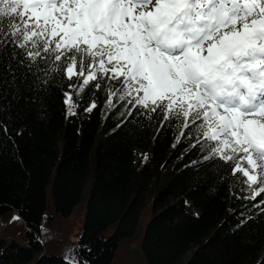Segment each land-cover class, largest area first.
<instances>
[{"label":"trees","instance_id":"obj_1","mask_svg":"<svg viewBox=\"0 0 264 264\" xmlns=\"http://www.w3.org/2000/svg\"><path fill=\"white\" fill-rule=\"evenodd\" d=\"M26 74L11 60L9 46L0 63V122L8 128L6 134L0 129V219H19L0 229V264H68L69 249L81 262L110 264L148 202L151 214L140 239L146 264H264V193L239 182L228 163L205 161L207 151L181 135L187 129L129 116L123 102L104 91L77 96L55 74L36 88ZM68 91L77 106L65 104ZM93 101L98 106L85 111ZM165 166L171 170L148 200ZM89 175L80 231L65 253H54L51 248L65 239L58 229L62 217L79 201ZM9 222L19 223L21 232Z\"/></svg>","mask_w":264,"mask_h":264},{"label":"snow or ice","instance_id":"obj_2","mask_svg":"<svg viewBox=\"0 0 264 264\" xmlns=\"http://www.w3.org/2000/svg\"><path fill=\"white\" fill-rule=\"evenodd\" d=\"M9 46L36 88L55 74L77 96L104 91L129 116L176 122L205 161L264 193V0H0V63ZM74 253L68 264H87Z\"/></svg>","mask_w":264,"mask_h":264},{"label":"rangeland","instance_id":"obj_3","mask_svg":"<svg viewBox=\"0 0 264 264\" xmlns=\"http://www.w3.org/2000/svg\"><path fill=\"white\" fill-rule=\"evenodd\" d=\"M137 153H142L143 149L141 148H136ZM88 164H89V170L91 173V170L93 168V151L90 149L89 156H88ZM171 169L169 166H165L162 168V170L159 172L157 175L156 179L152 181V188L148 190V200L151 199L153 196L155 190L161 186L164 182L165 179L167 178L166 173L169 172ZM89 180H90V175L86 179L82 192H81V197L79 201L75 204L73 210L71 213L68 215V217H62L64 218L62 221V228L60 229L58 225L56 224L55 226L58 227L60 231H62L63 236L65 239L59 244L51 248V251L54 253H65L70 245L71 242H73L79 231H80V226L82 222V217H83V211L85 207V200L87 196V191H88V186H89ZM51 203L50 200V195L49 191L47 188L46 192V204L49 206ZM151 214V203L148 202L146 207L144 208L142 214L139 216L138 222L136 224L135 231L132 236L130 237H124L122 238L116 248V251L114 252V255L110 261V264H146L145 259L142 255L141 247H140V239L142 236L143 228L145 225L146 219L149 217ZM9 214L4 215L0 219V229L4 222L7 220H12L11 218H8ZM9 226L11 227V230L13 232L19 234L21 232V225L17 222H9ZM111 225L108 226L104 230V234H108L110 231ZM3 234V233H2ZM189 255V252H186L183 257H187ZM182 264V261L179 263Z\"/></svg>","mask_w":264,"mask_h":264}]
</instances>
